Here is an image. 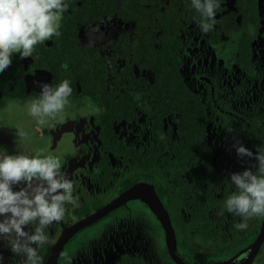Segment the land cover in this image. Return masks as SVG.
Wrapping results in <instances>:
<instances>
[{"label": "flooded vegetation", "instance_id": "flooded-vegetation-1", "mask_svg": "<svg viewBox=\"0 0 264 264\" xmlns=\"http://www.w3.org/2000/svg\"><path fill=\"white\" fill-rule=\"evenodd\" d=\"M67 3L60 37L0 73V151L59 157L79 199L43 264H261L264 216L240 231L226 200L230 173L256 172L233 144L264 152V0H218L207 33L192 0ZM64 80L68 104L38 125L35 81ZM0 264H23L6 240Z\"/></svg>", "mask_w": 264, "mask_h": 264}, {"label": "clouds", "instance_id": "clouds-1", "mask_svg": "<svg viewBox=\"0 0 264 264\" xmlns=\"http://www.w3.org/2000/svg\"><path fill=\"white\" fill-rule=\"evenodd\" d=\"M192 6L201 14V30L209 32L218 0H192ZM67 8V0H0V73L11 66L13 54L21 59L31 57L35 46L53 36L59 38L58 22ZM35 83L41 93L32 103L30 115L43 125L47 117L65 109L73 90L68 80L58 86ZM233 148L242 162L244 158L256 161V172L244 168L229 174L237 191L226 200V208L242 218L235 227L245 231L250 218L264 216V152L258 149L254 153L239 141ZM74 183L62 171L59 157L0 151V241L6 240L11 251L23 257V264H43L39 249L52 243L46 230L65 219L68 205L80 206ZM29 225H35L34 231L25 230Z\"/></svg>", "mask_w": 264, "mask_h": 264}, {"label": "water", "instance_id": "water-1", "mask_svg": "<svg viewBox=\"0 0 264 264\" xmlns=\"http://www.w3.org/2000/svg\"><path fill=\"white\" fill-rule=\"evenodd\" d=\"M151 207V210L155 213V215L157 214V215H159V213L157 212V210L159 209V210H161L162 209V205L161 204H158L157 203V208H154V207H152V206H150ZM161 220H163V219H161ZM167 224L169 225V221H168V219H167ZM166 226V225H165ZM169 233V232H168ZM170 238H172V236H170V235H167V241H168V243L170 244ZM175 261H176V263L177 264H185V263H183L182 261H180L179 259H175ZM228 262H226V261H224V262H221V263H217V264H227Z\"/></svg>", "mask_w": 264, "mask_h": 264}, {"label": "rangeland", "instance_id": "rangeland-1", "mask_svg": "<svg viewBox=\"0 0 264 264\" xmlns=\"http://www.w3.org/2000/svg\"><path fill=\"white\" fill-rule=\"evenodd\" d=\"M13 115H14V112L12 111V112H11V116L13 117ZM14 116H15V115H14ZM10 120H12V118H11Z\"/></svg>", "mask_w": 264, "mask_h": 264}, {"label": "trees", "instance_id": "trees-1", "mask_svg": "<svg viewBox=\"0 0 264 264\" xmlns=\"http://www.w3.org/2000/svg\"><path fill=\"white\" fill-rule=\"evenodd\" d=\"M125 264H129V263H125ZM131 264V263H130ZM261 264H264V260L261 261Z\"/></svg>", "mask_w": 264, "mask_h": 264}]
</instances>
